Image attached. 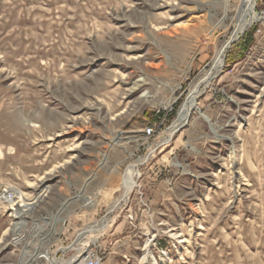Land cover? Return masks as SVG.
Wrapping results in <instances>:
<instances>
[{
	"label": "rangeland",
	"instance_id": "rangeland-1",
	"mask_svg": "<svg viewBox=\"0 0 264 264\" xmlns=\"http://www.w3.org/2000/svg\"><path fill=\"white\" fill-rule=\"evenodd\" d=\"M241 1L0 0V264L26 250L49 254L28 264L71 260L83 244L102 264H264V20L198 97L215 131L196 111L168 131ZM106 183L110 201L83 217L87 190ZM60 210L53 231L35 228Z\"/></svg>",
	"mask_w": 264,
	"mask_h": 264
},
{
	"label": "bare ground",
	"instance_id": "bare-ground-1",
	"mask_svg": "<svg viewBox=\"0 0 264 264\" xmlns=\"http://www.w3.org/2000/svg\"><path fill=\"white\" fill-rule=\"evenodd\" d=\"M256 4H257L256 0H242L241 1L240 6H239V8L237 10L238 14H237V19H236L235 29H234V31L232 33L231 38L229 39L230 43L228 41V42H226L225 45H223V47L218 51V53H217L212 65H211L210 69L208 71H206L202 76H200L198 81H196L194 84H192L193 86L191 87V89L189 91V94L187 95L182 107L180 108L177 120L172 124V126L168 130L170 137H172L175 132H177L183 125L187 124L190 121V117H191V115H192V113L194 111L199 112L200 108H199V105H198V102H197L198 97L210 85L212 79L215 78V75L219 71H221L223 69L224 56H225L226 50L229 48V45H231V41L237 40L247 30V28L250 27L252 24H254V23H256V22H258L260 20H264V18L259 17V14H258V12L256 10ZM226 10L227 11L229 10V0H226ZM200 115L203 118L204 117L207 118V116H204L201 113H200ZM206 118H204V119L206 120ZM206 121H208V120H206ZM212 127H213V125H212ZM218 136H220V135H218ZM134 167H135V165H134ZM127 174H128V181H126L127 182L126 183L127 184L126 189L128 191V190L132 189V187H134V185L136 184L135 180L133 179L135 171L132 168H130L129 173H127ZM14 194L16 196H19V197L23 196V194L21 192H18V191H14ZM41 198H42V196L40 198L36 196L33 199H31L30 201L26 202L25 203V207H24V210L26 212L25 214L31 212L35 208V206H37V204L40 202ZM20 211H21V209H20ZM16 212H17V214L19 215V218H21L22 221L17 223V221L14 220V222L12 223V227H14V228L16 227V229L21 230L22 226L26 224L25 223L26 222V217H24V213H22V214L19 213V210H16ZM54 219L58 220L59 218L57 216H55ZM44 220H49L50 221L49 224H51V226H52L51 228H52V230H54L55 226H53V225H55V222H53L50 218H45ZM40 227L42 228L41 225H40ZM8 232H9V230H6L5 234H8ZM20 233H18L19 235L14 238V240L16 242H18L19 240L22 239L23 234H20ZM2 240H4V239H2ZM2 240L0 242H2ZM149 242L150 241L147 242V245H149ZM156 250H157L158 258L160 260V247L156 246ZM24 255L25 256L27 255V258L22 260L21 264H28L30 259H31V257H32V259H35L36 257L44 256L45 258L48 259V256H49V254L47 252H45L43 254L34 253L31 256V253L29 254V252L27 250L23 252L22 257H24ZM161 255H163L162 257L166 256V251L162 250L161 251ZM29 257H30V259H28ZM145 257H147V254H145ZM51 263L54 264L55 261H51Z\"/></svg>",
	"mask_w": 264,
	"mask_h": 264
},
{
	"label": "crops",
	"instance_id": "crops-1",
	"mask_svg": "<svg viewBox=\"0 0 264 264\" xmlns=\"http://www.w3.org/2000/svg\"><path fill=\"white\" fill-rule=\"evenodd\" d=\"M129 169V168H128ZM134 177V176H133ZM89 185V184H88ZM84 186L85 185H83L82 186V190H83V188H84ZM87 186V185H86ZM117 187H114L113 185H110V183H106V184H103L102 186H99V189L97 188L96 190H97V192H95L94 191V188H92V190H90V191H88L87 190V194H85V196L82 198V201H83V204H82V208H80L81 206H78L77 208H78V210L79 209H81V210H83L82 211V215H83V217H88V219L89 220H91V218L93 219L95 216H97V214H99V211H100V203L101 202H104V201H110V200H108V197H109V194L112 192H116V189ZM42 195H40L39 196V198L41 197ZM103 197V198H102ZM42 199V198H41ZM41 201V200H40ZM104 203H107V202H104ZM66 206H67V204L65 203L64 205H63V207L62 208H66ZM36 207V206H35ZM106 208L104 209V212H105V214L106 213H109L110 211H111V209L110 208H108L107 206H105ZM60 212H61V210L55 215V216H57L58 218H59V214H60ZM53 215V219H52V221L53 222H58V220L60 219H58V220H55L54 219V216ZM47 221V222H46ZM46 221H40V222H36V224H35V228H37V229H42L38 224L39 223H44L45 222V224H47L48 226H50V230H48V231H53L52 230V226H51V224H49V222H48V220H46ZM89 224H91V221H90V223ZM89 227H91V225L89 226ZM102 227V226H101ZM105 228V226H103V228L102 229H104ZM99 228H97V229H95V230H98ZM7 230H9V229H7ZM45 230V229H44ZM43 229L41 230V231H44ZM5 232L6 231H4V233H3V237H2V239H4V237L7 235V234H5ZM5 234V235H4ZM46 234H48L47 233V231H46ZM109 238H110V236H108V241H109ZM114 239H111V241H113ZM1 241V240H0ZM108 241H106L107 243H108ZM2 242H3V240H2ZM1 243V242H0ZM113 252L112 251H108V253H107V255L109 256V255H111ZM124 255H127V254H124ZM127 258H129V256L127 255ZM124 259V258H123ZM126 262H127V260L126 259H124ZM123 260V261H124ZM131 260V259H130ZM129 260V261H130ZM128 263V262H127ZM21 264V263H20Z\"/></svg>",
	"mask_w": 264,
	"mask_h": 264
},
{
	"label": "built area",
	"instance_id": "built-area-1",
	"mask_svg": "<svg viewBox=\"0 0 264 264\" xmlns=\"http://www.w3.org/2000/svg\"><path fill=\"white\" fill-rule=\"evenodd\" d=\"M161 124H163V123H160L158 125L157 124H151V125H149L147 128H145L143 130L144 135L146 137L153 136L155 134V132H156L155 131V128L157 126H160ZM17 197H19V196H16L13 193V194L10 195V197L8 198V200H10L11 202H13L14 198H17ZM19 198H21V197H19ZM17 219H19V220H17V223L20 222V221H22L21 218H17ZM14 230L16 231V227H15ZM80 248H82L83 250L81 252H79V254H77L76 256L72 257L71 260L70 259L68 260V259L62 258V259L58 260L57 262L55 261L54 264H102V257L100 256V253L97 250V248L91 247L90 245H84V244H83V247H80ZM75 249L78 250V248H75ZM51 261H53V260H51ZM51 261L47 262V264H52Z\"/></svg>",
	"mask_w": 264,
	"mask_h": 264
},
{
	"label": "trees",
	"instance_id": "trees-1",
	"mask_svg": "<svg viewBox=\"0 0 264 264\" xmlns=\"http://www.w3.org/2000/svg\"><path fill=\"white\" fill-rule=\"evenodd\" d=\"M255 28H256V26L254 25L251 28V30H249V32L247 33V36H246V39H245L246 44L244 45L245 49H247L248 46L252 43V40H253L252 33L256 30Z\"/></svg>",
	"mask_w": 264,
	"mask_h": 264
},
{
	"label": "water",
	"instance_id": "water-1",
	"mask_svg": "<svg viewBox=\"0 0 264 264\" xmlns=\"http://www.w3.org/2000/svg\"><path fill=\"white\" fill-rule=\"evenodd\" d=\"M259 14V17H261V18H264V15H260V13H258ZM248 28H250V27H248ZM248 28H247V30H248ZM245 33V32H244ZM243 33V34H244ZM242 34V35H243ZM240 38V37H239ZM236 40H233V41H231V45H229V48L228 49H230L231 47H232V44L235 42ZM229 43H230V40H229ZM228 49H227V51H228ZM226 51V52H227ZM224 59H226V54H225V57H224ZM199 112H201L200 110H199ZM201 114H203L202 112H201ZM204 115V114H203ZM204 116H206V115H204ZM204 118H206V117H204ZM206 120H208L207 122L210 124V127H211V129L214 131V129H213V127H212V123H211V120H210V118L207 116V118H206ZM189 121V120H188ZM186 125V124H185ZM185 125H183L181 128H183ZM180 128V129H181Z\"/></svg>",
	"mask_w": 264,
	"mask_h": 264
}]
</instances>
